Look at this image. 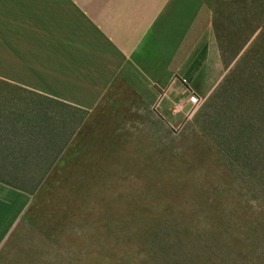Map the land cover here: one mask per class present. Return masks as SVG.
Listing matches in <instances>:
<instances>
[{
  "label": "rangeland",
  "instance_id": "374dc122",
  "mask_svg": "<svg viewBox=\"0 0 264 264\" xmlns=\"http://www.w3.org/2000/svg\"><path fill=\"white\" fill-rule=\"evenodd\" d=\"M230 6L210 98L171 124L117 85L0 264H264V0Z\"/></svg>",
  "mask_w": 264,
  "mask_h": 264
},
{
  "label": "crops",
  "instance_id": "0c3cea01",
  "mask_svg": "<svg viewBox=\"0 0 264 264\" xmlns=\"http://www.w3.org/2000/svg\"><path fill=\"white\" fill-rule=\"evenodd\" d=\"M230 1L0 0V245L117 85L171 124L210 98Z\"/></svg>",
  "mask_w": 264,
  "mask_h": 264
},
{
  "label": "built area",
  "instance_id": "2783aa9c",
  "mask_svg": "<svg viewBox=\"0 0 264 264\" xmlns=\"http://www.w3.org/2000/svg\"><path fill=\"white\" fill-rule=\"evenodd\" d=\"M190 102L192 104V107L195 110H197L201 106V104H202L201 99H199V97L196 94H191Z\"/></svg>",
  "mask_w": 264,
  "mask_h": 264
}]
</instances>
